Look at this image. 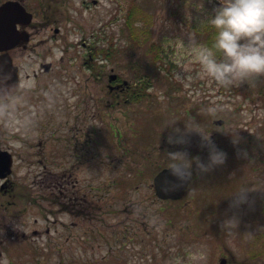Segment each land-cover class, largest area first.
Masks as SVG:
<instances>
[{"label": "rangeland", "instance_id": "rangeland-1", "mask_svg": "<svg viewBox=\"0 0 264 264\" xmlns=\"http://www.w3.org/2000/svg\"><path fill=\"white\" fill-rule=\"evenodd\" d=\"M25 1L35 49L19 59V93L0 104V148L13 156L0 264H264V102L206 75L190 29L221 0H138L170 51L161 71L131 46V0ZM92 44L110 56L88 64ZM111 73L152 86L118 104ZM174 163L190 192L160 199L154 175Z\"/></svg>", "mask_w": 264, "mask_h": 264}, {"label": "clouds", "instance_id": "clouds-1", "mask_svg": "<svg viewBox=\"0 0 264 264\" xmlns=\"http://www.w3.org/2000/svg\"><path fill=\"white\" fill-rule=\"evenodd\" d=\"M207 23L216 29L213 43L198 45L194 50L206 75L227 86L264 74V0H221ZM216 50L224 58H219ZM199 130L210 141V136L202 128ZM224 158L222 150L211 152L213 162H223ZM185 167L174 163L169 171L182 178ZM202 255L193 254V260Z\"/></svg>", "mask_w": 264, "mask_h": 264}, {"label": "trees", "instance_id": "trees-1", "mask_svg": "<svg viewBox=\"0 0 264 264\" xmlns=\"http://www.w3.org/2000/svg\"><path fill=\"white\" fill-rule=\"evenodd\" d=\"M138 0H131L127 7L126 15V29H128V36L130 38L131 46L138 48H146V52L151 56L152 64L157 67L160 71L162 70L161 65L165 62L168 63L170 51L166 44L161 40L153 39V19L152 16L142 9V5L138 4ZM220 3H216L211 11L206 13L202 18L191 25V30L195 33V36L204 44L211 46L214 40L216 29L214 26L207 23L208 17L214 14L215 8ZM190 24V22L188 23ZM110 46L104 44L99 46V55L106 57L110 56ZM137 50V48H136ZM216 54L219 58H224L220 50H216ZM92 58H95L97 54H90ZM169 57V58H168ZM171 61V60H170ZM174 63L172 62V66ZM150 85V84H149ZM234 88L237 94L241 91L244 92V98H253L262 100L264 102V74L254 75L243 81H236L229 85ZM145 87H139L138 89L133 87L130 97L133 100L140 99L145 93ZM254 100V101H257Z\"/></svg>", "mask_w": 264, "mask_h": 264}, {"label": "water", "instance_id": "water-1", "mask_svg": "<svg viewBox=\"0 0 264 264\" xmlns=\"http://www.w3.org/2000/svg\"><path fill=\"white\" fill-rule=\"evenodd\" d=\"M16 4V3H14ZM13 3H7L6 5L0 7V39L1 35L11 34L13 27H15L16 22L19 19V16L22 15L21 11H18L16 7H14ZM50 64H46L45 67L48 70L50 68ZM18 67L13 65L11 57L7 55L0 56V86H6L7 79L10 77L17 78ZM117 75H111V79L116 78ZM15 84L12 83L10 85V90H14ZM1 97V96H0ZM3 97V96H2ZM224 120L219 119L215 120L217 124H223ZM7 154V151L0 149V163L3 157ZM9 158V162L7 165H11L12 159ZM170 167H166L162 169L155 177L154 183L156 188V193L159 197L167 199V198H183L189 192V184L191 182V175L185 167V172L183 177H174L170 173ZM1 170V164H0ZM220 264H228L227 259H222Z\"/></svg>", "mask_w": 264, "mask_h": 264}, {"label": "flooded vegetation", "instance_id": "flooded-vegetation-1", "mask_svg": "<svg viewBox=\"0 0 264 264\" xmlns=\"http://www.w3.org/2000/svg\"><path fill=\"white\" fill-rule=\"evenodd\" d=\"M10 0H0V6H2L5 2ZM20 2L27 10V12L33 13V17L35 18V12L34 9L25 1V0H13ZM55 32L59 33L60 29ZM35 22L34 19L26 21V16H24L22 19H20L17 23V25L14 27L13 32L11 35H1L0 39V56H3L5 54H9L12 57L13 63L19 66V76L18 82H21V74H23L24 67L19 63V59L23 56H29L31 54V51L35 49ZM43 62H41L42 64ZM40 69H33L32 73L34 76L37 75V72H39ZM26 75H31L30 73H26ZM14 80H10V83H13ZM116 87L121 88V83H116ZM115 85H111V87H114ZM20 90V89H19ZM19 93L16 92L15 94L11 95L10 97L6 99H0V104H4L9 102L13 97H15ZM16 115L21 113L20 111L16 112L14 109ZM8 155V154H7ZM5 155L1 161V170H0V176H4L3 178H0V189L4 190L5 192L8 191V187L13 185L11 176H12V169L9 168V165L7 163L9 162L8 156ZM1 176V177H2ZM67 175H62L59 180H56L54 184L57 186H62L67 183Z\"/></svg>", "mask_w": 264, "mask_h": 264}]
</instances>
